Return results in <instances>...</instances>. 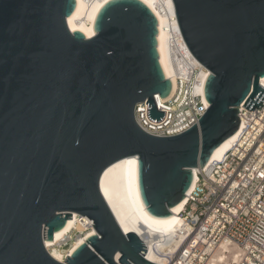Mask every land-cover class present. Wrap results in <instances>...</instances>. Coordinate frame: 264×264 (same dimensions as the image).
<instances>
[{
  "label": "water",
  "instance_id": "1",
  "mask_svg": "<svg viewBox=\"0 0 264 264\" xmlns=\"http://www.w3.org/2000/svg\"><path fill=\"white\" fill-rule=\"evenodd\" d=\"M183 38L209 70V107L186 131L142 129L135 108L170 96L159 19L143 0H109L87 37L67 18L77 0H0V264H159L125 233L102 193L103 172L137 156L138 188L154 217L172 208L214 151L239 131L240 105H264V0H173ZM74 213L95 233L65 262L49 252Z\"/></svg>",
  "mask_w": 264,
  "mask_h": 264
},
{
  "label": "built area",
  "instance_id": "2",
  "mask_svg": "<svg viewBox=\"0 0 264 264\" xmlns=\"http://www.w3.org/2000/svg\"><path fill=\"white\" fill-rule=\"evenodd\" d=\"M186 64L191 67L188 61ZM198 71L190 70L184 80L179 78V87L162 105L159 95L155 96L158 109L166 111L163 120L151 121L147 100L138 103V125L158 136L176 135L195 125L209 107L204 90L196 89L202 82ZM260 81L262 85V78ZM245 102L240 105L237 140L222 159L199 169L186 194L187 202L179 213L185 237L175 259L167 264H210L218 245L227 240L234 241L242 251V258L235 264H264V105L250 110ZM78 218L83 228L66 236L63 246L70 247L78 234L95 229L89 216L78 214Z\"/></svg>",
  "mask_w": 264,
  "mask_h": 264
},
{
  "label": "bare ground",
  "instance_id": "3",
  "mask_svg": "<svg viewBox=\"0 0 264 264\" xmlns=\"http://www.w3.org/2000/svg\"><path fill=\"white\" fill-rule=\"evenodd\" d=\"M109 0H77V7L72 15L67 18L71 31L81 30L87 37L96 34L94 23L96 16L105 3ZM156 13L159 19L158 49L160 61L167 77L173 82L175 93L180 85L179 78L184 80L185 73L198 69L201 84L197 90H204V83L209 70L193 55L187 46L181 33L176 17L173 0H143ZM186 60V61H185ZM191 64V67L186 62ZM264 86V77L262 78ZM170 94V95H171ZM168 98V97H167ZM162 105L166 98L157 97ZM208 105V101L205 98ZM238 133L227 139L213 153L210 161L222 159L225 153L231 149L238 138ZM200 168H194V182ZM138 159L137 156H127L106 168L101 177V190L111 209L113 210L123 231H133L140 235L147 246V259L159 264L172 262L176 257V251L184 240V220L179 213L184 209L187 197L172 208V216L157 218L152 216L144 206L138 188ZM78 214L74 213L69 218L66 226L55 232L54 240L45 239V245L49 252L59 261L65 262L66 257L83 243L95 229L78 234L70 247L63 248V241L70 236L74 229H82L83 224L78 223ZM242 258L239 246L231 240L221 242L211 257L210 264H235Z\"/></svg>",
  "mask_w": 264,
  "mask_h": 264
},
{
  "label": "rangeland",
  "instance_id": "4",
  "mask_svg": "<svg viewBox=\"0 0 264 264\" xmlns=\"http://www.w3.org/2000/svg\"><path fill=\"white\" fill-rule=\"evenodd\" d=\"M63 248H67V246H63Z\"/></svg>",
  "mask_w": 264,
  "mask_h": 264
}]
</instances>
